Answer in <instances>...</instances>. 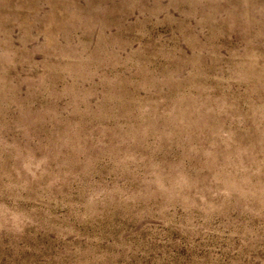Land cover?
Segmentation results:
<instances>
[{
  "label": "rangeland",
  "instance_id": "rangeland-1",
  "mask_svg": "<svg viewBox=\"0 0 264 264\" xmlns=\"http://www.w3.org/2000/svg\"><path fill=\"white\" fill-rule=\"evenodd\" d=\"M0 264H264V0H0Z\"/></svg>",
  "mask_w": 264,
  "mask_h": 264
}]
</instances>
